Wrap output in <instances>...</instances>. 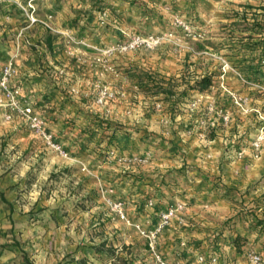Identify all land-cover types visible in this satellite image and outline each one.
I'll use <instances>...</instances> for the list:
<instances>
[{"label": "rangeland", "instance_id": "obj_1", "mask_svg": "<svg viewBox=\"0 0 264 264\" xmlns=\"http://www.w3.org/2000/svg\"><path fill=\"white\" fill-rule=\"evenodd\" d=\"M103 1L112 10L107 16L94 10L96 0H0V81L11 63L9 86L22 93L16 106L0 86V125L6 126L0 129V188L14 205L11 212L0 197V264H28L23 251L34 264H124L110 247L133 264H156L137 225L150 231L161 219L153 214L155 200L137 207L149 189L137 175L164 173L184 161L196 165L194 156L209 147L204 140L216 139L222 128L226 141L235 117L240 125L251 120L256 128L259 112L264 114V67L259 81L250 79L252 86L234 73H242L243 57H261L262 48L247 44L264 43V30L251 29L264 23V0ZM116 17V31L106 28ZM48 35L52 47L46 44ZM149 35L160 42L122 48L136 36ZM224 61L233 70L222 78ZM146 72L173 91L174 103L160 89L140 87L139 74ZM206 74L214 78L210 91L192 89ZM230 76L241 90L227 83ZM222 82L247 96L253 110L236 107ZM193 101L197 107L191 109ZM212 106L230 113L228 125ZM88 111L133 135H119L116 145L99 134L77 135ZM47 113L58 119L51 121ZM69 115L76 118L75 126L63 122ZM224 144L231 150L237 143ZM195 191L190 186L183 198L175 192V200L189 202ZM252 204L256 207L257 200ZM202 205L211 203L197 198L187 206L201 212ZM205 212L202 216L215 223ZM198 227L194 237L212 229ZM183 229L184 223L173 218L159 235L158 249L166 260L182 259L181 242L188 238ZM259 244L249 241L247 264L248 253Z\"/></svg>", "mask_w": 264, "mask_h": 264}, {"label": "trees", "instance_id": "obj_2", "mask_svg": "<svg viewBox=\"0 0 264 264\" xmlns=\"http://www.w3.org/2000/svg\"><path fill=\"white\" fill-rule=\"evenodd\" d=\"M139 1L140 0H129V2L133 4ZM96 2L97 3L94 7L95 11L99 13L112 11L103 0H96ZM117 17L120 18V16ZM117 17L115 19L112 18V22L107 21L105 27L116 31L115 28H118V26L113 23V20L119 23V19ZM79 20L81 19L76 18L74 23L78 25L77 22H79ZM251 29L264 30V23H253L251 24ZM46 44L48 47L53 46L52 35L47 36ZM247 45L250 49L257 46L262 48L263 51L259 54L261 57H243L240 61V63H242L240 70L249 79L259 81L264 67L262 64L264 43H250ZM139 76L141 80L139 84L143 90L151 91L154 90L153 87H155L156 90L160 89L162 92H165L171 103L175 102V100L172 99L174 96L173 91L165 89L163 82L158 81L154 75L146 72L143 74L141 73V75L139 74ZM214 84L213 75L206 74L196 81V84L193 85L192 89H196L197 92L200 93H206L210 91ZM45 99H49V96L46 95ZM47 116L51 121H56L58 119V116H51L49 113H47ZM63 122L68 126H75L76 118L69 115L63 120ZM86 122L87 123H85L82 127H79L80 129L77 135H85L92 139L95 135L99 134L100 139L103 138L106 140L108 145H116L117 139L120 137L119 135L124 138H129L133 135V133L125 126H118L110 119L94 111L86 112ZM147 135L152 139H156L158 137L152 132L147 133ZM215 136V131H212L210 137L214 138ZM183 157L185 158L186 155H183ZM137 176L138 181L144 183L147 182L149 185V189L142 193L141 201L137 204V207L142 209L146 207L150 200H155L153 214L156 221L161 219L162 213L167 210L168 205L172 202V191L177 192V194H180L183 198L186 196V193H188V188L190 186H193L196 191L193 193V199H190L191 201H189L187 205L192 204L193 200L197 198L206 204H213L216 198L232 202V214L227 216L224 220H221L219 217L209 213H204L206 216H210V218H212L217 224L211 233L205 238L194 237V231L199 228V224L197 222L189 219L188 223L190 224H184L187 228L186 235H188V238L187 245L183 247L181 251L182 256L180 258L183 260L188 262L195 261L196 252L201 251L208 257L210 255H217L220 260V264H229L225 251H228V257H231L233 254L245 255L247 245L249 244L252 236L254 238V244L260 243L259 247H257V251L264 258V213H258L260 206L264 205V196L262 198H256L258 205L255 207V205L252 204L253 200L251 201L244 196L245 193H250L249 190L243 193L240 189L231 187L227 183H224L217 175L208 173L197 165H193L186 161H184L180 167H175L164 173ZM0 197L2 202L8 205L10 207V211L13 212L14 205L6 198L4 191L0 190ZM16 244L19 245L20 243L16 241ZM146 248L147 254L150 256L151 252L148 244H146ZM109 250L113 251L112 254L116 260L124 261V264L134 263V260L125 259L118 253H115L114 247H110ZM23 253L26 262L28 264H34L27 252L23 251ZM162 254L164 255V253ZM206 264H210L209 261Z\"/></svg>", "mask_w": 264, "mask_h": 264}, {"label": "crops", "instance_id": "obj_3", "mask_svg": "<svg viewBox=\"0 0 264 264\" xmlns=\"http://www.w3.org/2000/svg\"><path fill=\"white\" fill-rule=\"evenodd\" d=\"M198 72H202L200 69ZM233 77H227L229 81L228 84H232L236 90H241V84L235 79L231 80ZM229 100V99H228ZM227 100V101H228ZM252 121H244L240 125L235 117L229 126L232 134H230L226 141L232 144L238 143L235 145L234 149H227L226 141H223V138L220 136L223 131L222 128L218 131V136L216 139L209 140L208 142L204 140L205 144L209 145L207 149H201L200 155L194 156L192 163L196 164L198 167L202 168L208 173L217 175L221 178L224 183H227L229 186L238 188L242 192L247 190L250 191L247 197L249 200H254L260 196H264V143L260 151H255L251 146V141L256 137L257 130L252 125ZM6 128V126L0 125V129ZM245 128L247 130H245ZM1 132V131H0ZM237 132L239 133L237 135ZM228 133V132H227ZM226 134V133H225ZM238 136L244 139H237ZM228 144V143H227ZM241 144V145H240ZM237 147L242 154H238ZM1 191L3 189L0 188ZM172 200L177 199L176 193L172 191L171 195ZM199 207L200 205H196ZM205 206L207 209L198 210V211H189L188 209V220L191 219L202 226L209 227L212 226L208 232H199L197 236L200 238H205L209 235L217 225L216 223L210 222L203 217V212H211L215 216H219L221 220H224L227 216L232 214V202L217 199L210 206ZM258 213H264V205H261L258 209ZM202 216V217H201ZM200 217V218H199ZM186 225H189L190 223ZM186 234L187 228L183 229ZM183 234V233H180ZM175 236H179L175 234ZM187 236V235H186ZM253 236L251 237V240ZM227 261L229 264H247V259L242 254H233L231 257H228L227 252L225 251ZM225 257V258H226Z\"/></svg>", "mask_w": 264, "mask_h": 264}, {"label": "built area", "instance_id": "obj_4", "mask_svg": "<svg viewBox=\"0 0 264 264\" xmlns=\"http://www.w3.org/2000/svg\"><path fill=\"white\" fill-rule=\"evenodd\" d=\"M104 16H107V13H104ZM47 24V23H46ZM47 26H49L47 24ZM160 42V39L155 36V35H149L148 37H141V36H136L134 37L133 41L128 44V45H122V48L124 50L128 49L129 47H135L139 45H145L148 47H154ZM233 70V68L229 65L227 61H224L223 65V72L224 74L221 75L222 78L225 77V73L228 71ZM12 64H7L5 65L3 69V74L1 76V81H0V86L4 90L5 95L12 100V102L16 105L18 100V96H20L22 93L19 88L13 90L10 88L9 83L11 80L12 76ZM234 73L237 75L238 79L249 85L252 86L254 83L243 73H241L238 70H234ZM221 87H223L231 96L233 104L238 107L239 109L243 110L244 112H249L250 110H253L252 108L249 107V98L247 96H243L237 91L231 90L227 88V86L224 84V82L221 83ZM17 106V105H16ZM191 109L197 107V102L193 101L189 105ZM210 110L215 111L221 118L222 124L228 125L230 122V113L225 112L224 109L218 110L217 107H210ZM31 108L28 107L26 108L25 113L30 114L31 113ZM259 112L258 110H256ZM258 119L257 122L259 125L256 127L257 130V135L256 137L251 141L250 146L255 150V151H260L262 148V145L264 143V114L260 113L258 114ZM7 118H10L8 116ZM35 120H38L36 117L34 118ZM216 123L215 121L212 122V125L214 126ZM238 144V143H237ZM236 144V145H237ZM237 151L239 152L238 154H242V151H240L237 147ZM63 152V151H62ZM188 201L186 200H175L171 202L167 210L164 211L161 215V221L157 224L156 228L154 230H146L143 228L140 224L137 225L138 229L141 231V233L147 238L148 244H149V249L150 252L154 258V261L156 264H186L182 260H175V261H168L164 258L162 253L158 249V237L161 234L162 230L167 227L170 222L172 221L173 218H177L181 223L188 222L186 221L185 217L186 213L188 212V206H187ZM150 205H153V200L149 201ZM122 204L120 203V206ZM122 209V206H121ZM123 212V211H121ZM122 216H124V213H122ZM182 246L187 245V241L183 240L181 242ZM209 259V260H208ZM196 264H206L208 261L210 264H220V260L217 255H210L209 257L206 256L203 252L197 251L196 252ZM248 261L249 264H263L264 263V258L263 256L258 253V251L251 250L248 253Z\"/></svg>", "mask_w": 264, "mask_h": 264}]
</instances>
